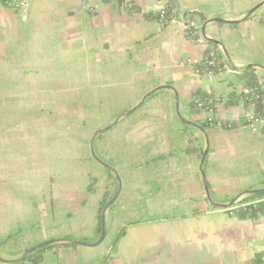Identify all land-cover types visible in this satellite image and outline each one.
I'll return each mask as SVG.
<instances>
[{
	"label": "crops",
	"instance_id": "crops-1",
	"mask_svg": "<svg viewBox=\"0 0 264 264\" xmlns=\"http://www.w3.org/2000/svg\"><path fill=\"white\" fill-rule=\"evenodd\" d=\"M261 2L173 0L160 22L157 0H0V256L96 240L99 202L119 184L111 237L94 256L52 247L39 263L11 264H253L264 213L231 216L212 202L264 187V114L261 127L247 124L255 110L242 97L246 68L264 89V3L244 18ZM215 16L236 23L207 22ZM191 20L207 43L188 37ZM207 44L233 71L195 73ZM197 91L234 126L203 127L206 114L190 108ZM99 129L93 150L112 170L90 151Z\"/></svg>",
	"mask_w": 264,
	"mask_h": 264
},
{
	"label": "built area",
	"instance_id": "built-area-1",
	"mask_svg": "<svg viewBox=\"0 0 264 264\" xmlns=\"http://www.w3.org/2000/svg\"><path fill=\"white\" fill-rule=\"evenodd\" d=\"M105 1H113V0H105ZM4 5L10 7H22L26 4L27 0H4ZM159 5V19L160 22H165L168 20L167 13L168 9L172 6L173 0H157ZM185 29L187 30V34L189 38L197 39L201 42H206V39L203 38L200 34L201 28L194 21H186ZM220 71H233V69L224 61L218 60L216 56V51L207 44V49L202 57V59L195 64V73L198 76H208L212 77L216 73ZM244 92L249 93L254 99L259 100L264 106V91H256L255 87H246ZM197 100V99H196ZM199 109L204 112L205 120L208 122L210 126L217 127H230L229 124H225L219 119L215 118L213 114L212 108H205L198 104ZM245 121L247 124H252L261 127L263 125V117L255 112L248 113L245 117ZM260 203L264 204V195L259 198L250 199L248 195H242L235 199L234 203L223 208H219L218 210L228 212L229 215L235 216L239 212H248L250 213L253 209H255V213L257 216L264 213V206L262 210L258 208Z\"/></svg>",
	"mask_w": 264,
	"mask_h": 264
},
{
	"label": "water",
	"instance_id": "water-1",
	"mask_svg": "<svg viewBox=\"0 0 264 264\" xmlns=\"http://www.w3.org/2000/svg\"><path fill=\"white\" fill-rule=\"evenodd\" d=\"M264 2H261L259 4H257L256 6H254L251 10H249L244 18H247L249 17L250 15L253 14V12L258 9ZM207 22H219V23H227V24H233V23H236V21H233V20H228V19H225L221 16H215V17H212L210 19L207 20ZM206 22V23H207ZM201 32L203 35H205V25H202L201 26ZM208 41L212 42V43H215V44H219V41H217L216 39L214 38H207ZM249 66H252V65H249ZM164 87V86H163ZM159 88H155L154 90H152L149 94H151L153 91L157 90ZM147 94V95H149ZM176 102H177V98H176ZM125 113H128V112H125ZM180 118L185 122V123H188L192 126H195L197 127L198 129H201L202 130V127L201 125L195 123V122H191V121H188L186 118H184L183 116H181L179 114ZM102 131V129H99L97 130L96 132H94L92 138H91V142H90V151H91V154L93 155V157L99 162L101 163L103 166H105L106 168L112 170L111 166L109 164H107L106 162H104L103 160H101L98 156H96L94 150H93V141H94V138L95 136L100 133ZM207 153V149L204 150L203 152V155H202V158H201V166L203 164V161H204V157ZM203 185H204V189H205V192H206V197L211 201V197H210V193H209V189H208V185L206 182H203ZM120 192V185L118 184L117 186V189L115 191V193L113 194V196L111 198L108 199L107 203L105 204L104 206V209H103V212H102V216H101V231H100V234L98 236V238L94 241H91V242H87V241H84V240H79V239H74V238H63V237H60V238H52V239H49V240H46V241H43V242H40L32 247H30L29 249L25 250L23 253H21L18 257L16 258H4V257H1L0 256V262H4V263H16V262H19V261H23L25 260L27 257H29L33 252L35 251H38L39 249L41 248H46L50 245H53V244H69V245H83V246H87V247H95L99 244H101L107 234V223H106V215H105V212L112 206V204L114 203V201L116 200V198L118 197V194ZM259 193H264V187L262 188H256V189H251V190H248V193L247 194H244V195H254V194H259ZM242 196V195H241ZM236 199V198H235ZM235 200H231L228 204H219V203H214L212 202V204L214 206H217V207H225V206H228V205H231L234 203Z\"/></svg>",
	"mask_w": 264,
	"mask_h": 264
},
{
	"label": "trees",
	"instance_id": "trees-1",
	"mask_svg": "<svg viewBox=\"0 0 264 264\" xmlns=\"http://www.w3.org/2000/svg\"><path fill=\"white\" fill-rule=\"evenodd\" d=\"M4 0H2L3 2ZM4 3V2H3ZM167 17L170 19L171 17V12L168 11L167 13ZM215 51H216V56H217V59L218 60H222L221 57L218 55V52H217V46L215 44H212L211 46ZM243 76H244V79H245V86L246 87H255L256 88V91H260L263 92L264 89H262V87L256 83L255 81V74L253 72V69L251 68H246L244 69V73H243ZM242 97L244 99H246V102L252 104L254 106V110H255V113L259 114V115H263L264 114V106L262 105V103L257 100V99H254L249 93L247 92H243L242 93ZM197 99V100H196ZM232 102L229 100V103ZM201 103V105L205 108H212L214 102L211 101L210 102V97L209 95L207 94H204V93H201L199 91L196 92L195 94V99L193 101H191L190 103V108L193 109V110H198V104ZM201 125L203 127H205V125H208V122L207 121H204V123H201ZM230 126H234L233 123H230ZM189 145V144H188ZM187 150L190 149V146H188L186 148ZM93 181V180H91ZM91 188V185L89 186V189ZM264 195V193H259V194H254V195H249V198L252 199V198H259V197H262ZM108 201V198H106L105 196L101 199V201L99 202V205H98V222H97V225H96V235H99L100 234V231H101V216H102V212H103V209H104V206L105 204L107 203ZM114 205H112L109 209L113 208ZM264 206L263 203H260L258 205V208L262 210V207ZM241 213L242 216H248V217H251V218H254L256 217V213H255V209H253L250 213L248 212H239ZM131 223H127L126 226H123L120 230V232L117 234L116 236V239L114 240L113 242V251L115 250L116 248V243H117V240L122 236L124 235L125 233V229L128 225H130ZM61 245H68V244H53V245H50L46 248H41L39 249L38 251H35L33 252L29 257H27L25 260L27 261H31L33 263H39L42 261L43 259V253L52 248V247H59ZM110 256H106L103 261H102V264H105L108 260ZM23 260V261H25ZM17 263V262H16ZM253 264H264V253L263 252H259V253H256L254 255V258H253Z\"/></svg>",
	"mask_w": 264,
	"mask_h": 264
},
{
	"label": "rangeland",
	"instance_id": "rangeland-1",
	"mask_svg": "<svg viewBox=\"0 0 264 264\" xmlns=\"http://www.w3.org/2000/svg\"><path fill=\"white\" fill-rule=\"evenodd\" d=\"M43 171V170H42ZM73 212V210H71V213ZM86 213V212H85ZM84 213H82L81 211H79V213H77V214H75V216H73V218H72V220H70V222H74L73 220H74V218H76V220H79V218H81L82 217V215H83ZM39 221H42V220H39ZM46 223H48V222H46ZM111 230L109 231V233H108V235H106L105 236V238H104V240H103V242L101 243V246L102 245H104V244H106L107 243V241L109 240V238L111 237ZM91 236H86V237H83V239H80V238H75V237H63V238H74V239H79V240H84V241H87V242H91L90 241V238ZM87 239V240H86ZM49 240V239H48ZM44 241H46V240H44ZM5 242V240H0V245H2L3 243ZM41 242H43V241H41ZM40 243V242H39ZM38 244V243H37ZM36 245V244H35ZM59 247H61L63 250L64 249H66V250H72V248H76L77 249V251L79 252L78 253V255L80 256L79 258H83V259H86V258H88V257H91V256H94L93 254V252H95V249H93L92 247H87V246H83V245H61V246H59ZM97 250V249H96ZM77 255V256H78ZM83 255V256H82ZM80 259V260H81Z\"/></svg>",
	"mask_w": 264,
	"mask_h": 264
}]
</instances>
